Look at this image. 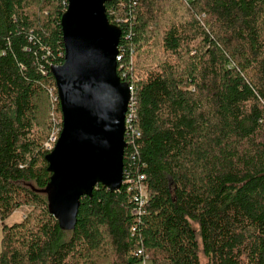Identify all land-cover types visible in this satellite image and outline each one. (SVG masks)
I'll list each match as a JSON object with an SVG mask.
<instances>
[{"label": "trees", "instance_id": "obj_1", "mask_svg": "<svg viewBox=\"0 0 264 264\" xmlns=\"http://www.w3.org/2000/svg\"><path fill=\"white\" fill-rule=\"evenodd\" d=\"M67 0H0V264H264V0H107L138 136L123 182L48 210L51 65ZM55 112L61 126L59 100ZM59 135V133H58ZM141 182L147 201L140 213Z\"/></svg>", "mask_w": 264, "mask_h": 264}, {"label": "water", "instance_id": "obj_2", "mask_svg": "<svg viewBox=\"0 0 264 264\" xmlns=\"http://www.w3.org/2000/svg\"><path fill=\"white\" fill-rule=\"evenodd\" d=\"M107 0H67L60 17L63 61L51 65L61 130L45 155L48 210L63 230L77 221L80 199L97 184L123 182L124 118L130 99L117 74L121 28L109 21Z\"/></svg>", "mask_w": 264, "mask_h": 264}, {"label": "built area", "instance_id": "obj_3", "mask_svg": "<svg viewBox=\"0 0 264 264\" xmlns=\"http://www.w3.org/2000/svg\"><path fill=\"white\" fill-rule=\"evenodd\" d=\"M120 60H121V55L119 54V48H118V54L116 56L117 63L120 62ZM120 71L121 70L119 68V65L117 64L118 76L120 77V79L122 81L127 82V80L125 79V74L120 73ZM128 87H129L131 95H130V99H129V102L127 105L125 118H124V125H125L124 140H125L127 146L132 142L133 136H138V134H139V131L135 127V122H134V120L136 118V108H135L136 100H135V96H134V89H133V86L130 84H128ZM49 92H50L53 103H55L58 100L57 92L55 93L54 89L53 90L50 89ZM53 105L55 106V104H53ZM60 130H61V126L58 125V127L56 128V132H55L56 134L55 135L53 134L52 136H50L49 140L45 143V147L47 149L51 150L53 148ZM126 177H127V179H126L127 182H129L130 184L133 183V187L136 188L138 191V196L135 198V200H137V202H138V205L135 208L134 213L135 212L140 213V212H142V210H143L142 208H143V206L146 203L147 198H148L145 186L141 182L143 176H140L138 178V180L135 182L133 181L132 178H129L128 176H126ZM136 255L142 257V260L138 264H148L146 261V254H144L142 249L137 250Z\"/></svg>", "mask_w": 264, "mask_h": 264}, {"label": "rangeland", "instance_id": "obj_4", "mask_svg": "<svg viewBox=\"0 0 264 264\" xmlns=\"http://www.w3.org/2000/svg\"><path fill=\"white\" fill-rule=\"evenodd\" d=\"M53 88L50 87L48 88V93H49V103H50V109H49V120L51 122V130H50V133H49V137L52 136L53 134L55 135L56 133V128L58 127V123H59V118L55 112V106L53 105V101H52V98H51V95H50V92L49 90ZM49 137L47 139V141L49 140ZM46 141V142H47ZM45 142V143H46ZM28 211V208L27 207H20L18 208L16 211H14L8 218H6L3 222L0 221V240H1V237H2V223H5L7 225H10L14 222H18L22 219V217L25 215V213ZM0 248H1V244H0ZM146 261L148 264H150V259L148 257V255H146ZM201 262L203 264H206V259L204 257L201 258Z\"/></svg>", "mask_w": 264, "mask_h": 264}]
</instances>
